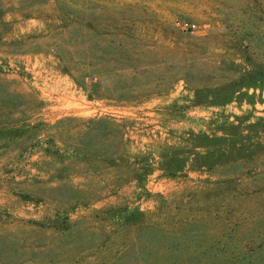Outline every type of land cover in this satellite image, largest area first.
<instances>
[{
	"label": "rangeland",
	"instance_id": "374dc122",
	"mask_svg": "<svg viewBox=\"0 0 264 264\" xmlns=\"http://www.w3.org/2000/svg\"><path fill=\"white\" fill-rule=\"evenodd\" d=\"M0 264H264V0H0Z\"/></svg>",
	"mask_w": 264,
	"mask_h": 264
}]
</instances>
